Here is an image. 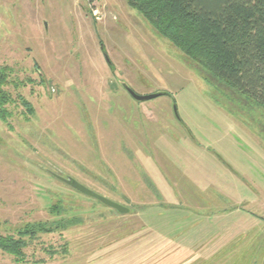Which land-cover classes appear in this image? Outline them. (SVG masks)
Here are the masks:
<instances>
[{
    "label": "rangeland",
    "instance_id": "obj_1",
    "mask_svg": "<svg viewBox=\"0 0 264 264\" xmlns=\"http://www.w3.org/2000/svg\"><path fill=\"white\" fill-rule=\"evenodd\" d=\"M0 67V264H264V107L127 0H0Z\"/></svg>",
    "mask_w": 264,
    "mask_h": 264
},
{
    "label": "trees",
    "instance_id": "obj_2",
    "mask_svg": "<svg viewBox=\"0 0 264 264\" xmlns=\"http://www.w3.org/2000/svg\"><path fill=\"white\" fill-rule=\"evenodd\" d=\"M127 2L187 57L264 107V0ZM4 79L3 72L0 82ZM9 99V93L0 83V117L5 121L9 114L5 105ZM20 99L32 111L29 101ZM37 227L38 224H31L28 231ZM23 245L14 239L0 240V247L16 254L21 253Z\"/></svg>",
    "mask_w": 264,
    "mask_h": 264
},
{
    "label": "water",
    "instance_id": "obj_3",
    "mask_svg": "<svg viewBox=\"0 0 264 264\" xmlns=\"http://www.w3.org/2000/svg\"><path fill=\"white\" fill-rule=\"evenodd\" d=\"M105 55L107 57L108 62H110V59L107 55V52H105ZM126 89L131 93V95L136 98L137 100H148V99H152L155 98L157 96H160L162 94H165L164 92H155V93H149V94H138L137 92H135L129 85H125ZM168 94V93H167ZM176 114H177V109L176 106L174 107ZM178 115V114H177ZM57 177L59 179H61L62 181H64L65 183L69 184L70 186H72L73 188L83 192L84 194H87L89 196H92L94 198L99 199L100 201H102L103 203H105L108 206H111L113 208H115L117 211L121 212V213H127L130 211V209L128 207H126L123 204H120L106 196H103L97 192H95L94 190L88 188L87 186H85L84 184L80 183L78 180L70 178V177H63L61 175H57Z\"/></svg>",
    "mask_w": 264,
    "mask_h": 264
},
{
    "label": "flooded vegetation",
    "instance_id": "obj_4",
    "mask_svg": "<svg viewBox=\"0 0 264 264\" xmlns=\"http://www.w3.org/2000/svg\"><path fill=\"white\" fill-rule=\"evenodd\" d=\"M2 74H3V69L0 67V75H2ZM29 225H30V223L27 224V225L25 226V228H24L22 231L18 230L16 233H25V234H26V232H30V231H28V230H29V228H28ZM39 230H40V228L37 227V229H32V230H31V233L34 234V232L39 231ZM14 235H15V234H11V235H9V234H7V235L0 234V240H1V239H14V240H17V241H22L21 239L15 237ZM22 243H24V242H22ZM24 244H25V243H24ZM25 245H26V244H25ZM0 248H2V247H0ZM2 249H3V248H2Z\"/></svg>",
    "mask_w": 264,
    "mask_h": 264
},
{
    "label": "crops",
    "instance_id": "obj_5",
    "mask_svg": "<svg viewBox=\"0 0 264 264\" xmlns=\"http://www.w3.org/2000/svg\"><path fill=\"white\" fill-rule=\"evenodd\" d=\"M214 201H215V203H213L212 205H206V206H207L208 208H210V207L212 206L213 208L215 207V208H217V209L220 208V206H222V203H221L220 201L218 202L217 199H215ZM220 203H221V204H220ZM211 211H216V210H211Z\"/></svg>",
    "mask_w": 264,
    "mask_h": 264
}]
</instances>
